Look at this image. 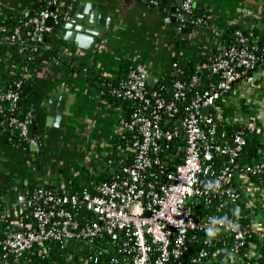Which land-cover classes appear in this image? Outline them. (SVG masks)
Segmentation results:
<instances>
[{
  "label": "built area",
  "instance_id": "2783aa9c",
  "mask_svg": "<svg viewBox=\"0 0 264 264\" xmlns=\"http://www.w3.org/2000/svg\"><path fill=\"white\" fill-rule=\"evenodd\" d=\"M142 1L157 6L154 0ZM192 4L183 0L176 8L178 34ZM47 5L28 20L31 45L40 44L58 21L63 4L48 0ZM193 23L199 27L202 19ZM235 34L236 45H220L211 56L207 68L214 81L207 89L198 90L193 75L188 82H173L166 100L131 68L112 92L131 105L116 127L130 153L119 160L106 157L107 165L115 166L110 180L77 193L61 183L17 194L3 214L11 229L0 241L2 258L43 260L53 246L67 250L76 243L80 246H72L67 264L102 259L106 264H261L264 158L247 165L237 158L246 145L245 130L256 129L264 139V90H259L264 51L257 38ZM20 36L17 28L10 40ZM17 99L14 90L3 93L0 87V102L15 105ZM7 124L37 148V141L28 138L26 120L11 118ZM236 124L230 141L221 142L218 128Z\"/></svg>",
  "mask_w": 264,
  "mask_h": 264
},
{
  "label": "crops",
  "instance_id": "0c3cea01",
  "mask_svg": "<svg viewBox=\"0 0 264 264\" xmlns=\"http://www.w3.org/2000/svg\"><path fill=\"white\" fill-rule=\"evenodd\" d=\"M38 1L0 0V30L12 15H27ZM87 3L95 4L97 11H104L113 19L110 33L100 37L92 51L80 50L74 43L68 46L64 28L57 36V43L65 45L67 55L77 63L88 64L92 78H114L121 60H127L142 74L148 86L160 85L177 67L189 61H209L227 29L235 28L251 38H257L255 29L264 30V0H193L192 8L197 18L202 19V25L193 27L184 36L175 30L176 9L174 14L170 13L176 2L164 16L142 0H72L66 15ZM171 17L174 22H167ZM182 40L186 43L177 47L176 43ZM34 80L35 110L31 115L36 117L43 138L40 145L49 148L51 155L46 161L47 167L41 170L31 153L7 144L0 134V231L8 229L3 220L5 208L17 194L27 191V186L55 189L65 183L68 187L70 177L85 165L111 155L113 141L118 137L117 123L127 118L123 109L102 101L92 79H74L70 85L64 84L59 66L44 56L35 67ZM259 90H264V85ZM60 98L64 99L63 114L66 115L62 129L47 124L49 101ZM30 150L35 151L31 146ZM2 264L27 262L7 260Z\"/></svg>",
  "mask_w": 264,
  "mask_h": 264
},
{
  "label": "trees",
  "instance_id": "16d2710c",
  "mask_svg": "<svg viewBox=\"0 0 264 264\" xmlns=\"http://www.w3.org/2000/svg\"><path fill=\"white\" fill-rule=\"evenodd\" d=\"M58 3H62V7H59L58 21L53 26V32L49 34H44L42 37V42L40 44L31 45L30 35L33 27L28 23L31 17L41 15L45 10H47L48 0H39L34 3L29 10L27 15L14 14L9 19H7L1 30H0V87L3 93L8 91H15L17 93L18 99L15 105L9 101L0 102V134L5 138V142L11 145H17L23 147L27 152L31 153L35 159V164H40L41 170L45 167L47 159L50 157L51 152L49 148L40 145L43 141L42 136L38 131L36 125V117L31 115L35 110L33 108V103L35 101V88H34V70L42 56L46 57L50 63L57 64L59 69L63 73V83L67 86L71 84L74 79H92L94 85L101 93V99L103 102L113 106L121 108L125 111L126 117L129 116L130 102L118 98L113 95V90L121 85L126 79L131 68H133L127 60H121L118 73L112 79L95 77L92 78L90 66L88 64H79L76 62L74 57H69L66 53V46L57 43V36L63 30L64 25L67 20V15L64 11L68 10L71 6L72 0H57ZM157 2V8L159 11L167 15V9L171 4H175L176 0H154ZM197 18L195 11L192 8V14L190 18L185 22V27L182 29V36L188 34L194 27V20ZM176 27V24L174 25ZM19 29L23 35L20 36L18 41L12 42L10 37L12 36L15 29ZM236 29H227L222 37V46L236 45ZM248 38H251L248 34H244ZM254 35L257 36L258 42L262 45L264 51V30L255 29ZM186 43V40H182L176 43L179 47L180 44ZM209 61L205 59H200L197 61H189L183 66L177 67L174 74L166 81L160 83V85L148 86L151 90H156L161 93L166 100L171 97V85L175 81L188 82L190 77L196 75L198 77L199 83L197 86L198 90L207 89L210 87L214 78L209 74L208 64ZM198 66L200 69H198ZM139 72V71H138ZM140 73V72H139ZM142 75V74H141ZM16 82H20L18 88H14ZM147 84V83H146ZM3 85V86H1ZM246 110V109H245ZM11 118H17L18 120H26L28 132L31 133V138L37 141V149L35 151L30 150V143L24 141L20 135L18 129H13L12 127L4 126ZM239 129V126H224L223 128H218V134H224L223 138L220 139L221 142L224 140L230 141L232 134ZM246 145L243 147L237 162L240 165H247L254 163L260 158H264V139L259 137L258 130L247 131ZM126 139H121L116 137L113 141V153L110 157L118 159L123 156V154H129L127 150ZM176 145L182 146V142L177 140ZM126 148V149H125ZM39 168V167H38ZM115 166L107 165L105 158H99L97 161L89 163L80 169L76 175L70 177V183L67 187L69 193H77L81 188L86 186H91L99 181H108L112 170ZM100 170H104V173H100ZM61 172V171H60ZM44 187L53 189L46 186H27V191H32L35 188ZM263 219H264V209H263ZM7 226V222H5ZM8 229L0 231V241H2L7 233L10 231ZM6 231V235H5ZM5 235V236H4ZM73 245H79L76 243H71L67 250H60L58 246H53L48 257L45 259H39L37 257H32L27 264H67V253L72 249ZM80 246V245H79ZM82 246V245H81ZM78 248V247H76ZM261 252L263 254L264 264V241L260 246ZM83 252H87L83 246ZM3 252L0 247V264L3 261H7L2 258ZM27 258V257H26ZM24 261V260H23ZM96 264H106V260L102 259ZM218 264H228L226 260L221 261Z\"/></svg>",
  "mask_w": 264,
  "mask_h": 264
},
{
  "label": "water",
  "instance_id": "95a60500",
  "mask_svg": "<svg viewBox=\"0 0 264 264\" xmlns=\"http://www.w3.org/2000/svg\"><path fill=\"white\" fill-rule=\"evenodd\" d=\"M183 0H177L176 6H180ZM176 6L170 10L171 14H174ZM54 10V8H51ZM66 14L67 11H64ZM188 20L189 16H185ZM167 22H174V18L171 17ZM113 19L106 15L104 11H97L96 6L93 3H87L80 5V7L73 13L68 14L67 22L64 25L65 35L64 40L67 45L74 43L77 48L83 51H92L100 37L104 34L110 33ZM47 26L52 25V21L48 20ZM103 28V29H102ZM145 80V78L143 77ZM3 86V85H1ZM64 99L60 98L58 101L50 100L48 105V119L47 124L53 125L56 128L62 129L65 125L66 115L63 114ZM207 113L208 109H204ZM7 126V123L4 124ZM31 133L28 134V138H31ZM31 149L35 150V145H31Z\"/></svg>",
  "mask_w": 264,
  "mask_h": 264
},
{
  "label": "rangeland",
  "instance_id": "374dc122",
  "mask_svg": "<svg viewBox=\"0 0 264 264\" xmlns=\"http://www.w3.org/2000/svg\"><path fill=\"white\" fill-rule=\"evenodd\" d=\"M103 154L105 155V154H106V152H103Z\"/></svg>",
  "mask_w": 264,
  "mask_h": 264
}]
</instances>
